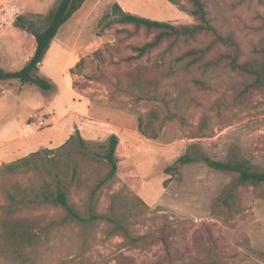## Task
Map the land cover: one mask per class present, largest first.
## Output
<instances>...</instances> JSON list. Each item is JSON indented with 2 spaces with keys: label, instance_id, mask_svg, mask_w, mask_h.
Instances as JSON below:
<instances>
[{
  "label": "rangeland",
  "instance_id": "obj_1",
  "mask_svg": "<svg viewBox=\"0 0 264 264\" xmlns=\"http://www.w3.org/2000/svg\"><path fill=\"white\" fill-rule=\"evenodd\" d=\"M59 1L0 0V69L22 68L34 51V38L20 18L40 24ZM205 1L214 25L239 40L241 61L257 57L254 49L264 46V0ZM114 2L156 20L195 22L189 0H182V7L170 0H86L61 26L39 65L37 73L53 88L18 79L0 82V164L29 157L34 163L66 161L70 169L79 168L70 199L87 213L89 192L106 171L101 156L116 134L119 169L98 192L97 208L107 213L114 206L117 215L129 219L132 235L143 238L131 244L123 234L107 235L105 222H75L52 230L36 264H122L125 259L133 264H264V186L239 188L229 209L222 198L235 175L204 160L247 159L254 170H264V85L247 88L248 78L225 63L188 71L176 61L187 49L204 46L209 35L180 41L168 52L165 41L139 56L133 47L156 32L112 24L104 16ZM225 50L217 47L209 57ZM151 112L159 116L157 138L139 128ZM170 112L178 116L163 120ZM184 155L194 160L166 172ZM33 168L0 176V205L3 182L15 185L14 192L34 191L43 186V176L53 178ZM27 213L58 221L64 216L52 206ZM0 264L12 263L0 258Z\"/></svg>",
  "mask_w": 264,
  "mask_h": 264
},
{
  "label": "trees",
  "instance_id": "obj_2",
  "mask_svg": "<svg viewBox=\"0 0 264 264\" xmlns=\"http://www.w3.org/2000/svg\"><path fill=\"white\" fill-rule=\"evenodd\" d=\"M86 0H60L58 5L51 10L49 15L41 20L40 24L20 18L22 26L27 29L34 38V51L26 65L18 70L0 69V82L8 79H18L23 84H34L44 90L53 88L54 83L38 74L39 65L43 61L51 42L57 37L62 25H64L82 6ZM173 4L182 7V0H170ZM191 4L190 13L195 19L193 23L174 24L168 21H161L148 18L130 11H126L118 2L112 5V11L104 16L111 18V23L132 24L135 28H144L146 31H155L152 39L142 45L134 46L133 49L139 56L150 53L154 48L167 41L166 52L178 45L180 41L190 43L198 40L201 35H209L210 40L199 47H192L182 52L176 61L183 65L186 70L198 66L204 70L225 63L232 70L248 78L247 88H254L264 85V46L255 48L257 57L241 61L242 50L239 40L233 32L222 33L213 23L212 16L208 10L205 0H189ZM217 47L225 48V51H216L212 57L209 54ZM79 64V63H78ZM77 64V65H78ZM73 72V68L70 70ZM144 85H141V91ZM140 98V97H139ZM177 113H168L163 120L176 118ZM159 119L156 112H151L149 119H140V130L142 133L152 138H157L159 134L154 123ZM163 127V123L160 129ZM119 137L113 134L102 154V162L106 166V171L100 174L94 182L88 198L87 213L83 212L70 199V184L79 175V168L70 169L69 163H34L29 157L18 161L0 164V176L2 178L15 174L17 170L24 166L34 167L38 171H44L48 179L43 176V186H34V191H26L22 188L19 191H12L13 184L7 186L3 182L2 194L4 201L0 205V258L12 264H36L37 254L40 248L46 243V239L53 229L64 228L71 223L86 225L95 222H105L108 224L107 235L123 234L131 243L135 244L143 237L134 236L128 226L129 219L119 216L114 212V206L107 213H100L97 208V194L101 188L111 181L119 169L117 148ZM81 146L86 152L87 143L81 137ZM49 156V149L44 150ZM194 159L189 155L178 158L174 165L166 168V172H171L178 164L192 162ZM205 162L213 169L231 172L235 175L230 189L222 198L223 204L231 209L236 204L239 188L254 186H264V170H254L252 164L247 159L233 158L229 160H214L205 157ZM72 173L70 172V170ZM71 173V179H68ZM41 183V182H40ZM53 186L55 187L53 189ZM20 188V187H17ZM137 204L141 203L140 197L136 198ZM46 206L60 208L64 214L58 221L55 218L49 219L46 214H25L33 212ZM85 244H88L86 238ZM75 264H87L84 260ZM122 264H133L125 259Z\"/></svg>",
  "mask_w": 264,
  "mask_h": 264
},
{
  "label": "built area",
  "instance_id": "obj_3",
  "mask_svg": "<svg viewBox=\"0 0 264 264\" xmlns=\"http://www.w3.org/2000/svg\"><path fill=\"white\" fill-rule=\"evenodd\" d=\"M39 122H40V126L41 127L44 126L45 123H44V120L43 119H41Z\"/></svg>",
  "mask_w": 264,
  "mask_h": 264
},
{
  "label": "crops",
  "instance_id": "obj_4",
  "mask_svg": "<svg viewBox=\"0 0 264 264\" xmlns=\"http://www.w3.org/2000/svg\"><path fill=\"white\" fill-rule=\"evenodd\" d=\"M41 63H43V62H41ZM30 126V125H29Z\"/></svg>",
  "mask_w": 264,
  "mask_h": 264
}]
</instances>
